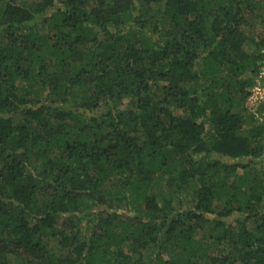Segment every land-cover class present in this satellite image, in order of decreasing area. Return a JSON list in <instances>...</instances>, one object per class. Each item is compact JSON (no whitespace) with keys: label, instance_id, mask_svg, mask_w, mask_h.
Returning a JSON list of instances; mask_svg holds the SVG:
<instances>
[{"label":"trees","instance_id":"16d2710c","mask_svg":"<svg viewBox=\"0 0 264 264\" xmlns=\"http://www.w3.org/2000/svg\"><path fill=\"white\" fill-rule=\"evenodd\" d=\"M256 25L264 0H0V264H264Z\"/></svg>","mask_w":264,"mask_h":264},{"label":"rangeland","instance_id":"374dc122","mask_svg":"<svg viewBox=\"0 0 264 264\" xmlns=\"http://www.w3.org/2000/svg\"><path fill=\"white\" fill-rule=\"evenodd\" d=\"M253 32H255V35H257L259 33L264 35V29H263V27L261 25H256L255 28L250 31V34H252ZM260 104H264V100H259V101L252 102L250 100V98L248 97L246 102H245L246 107L249 110L251 109L250 111H252V112H254L256 110V107H258ZM262 120L263 119H261L260 121H262ZM8 260L10 261L11 264H24L22 262V260L18 259L17 257H9Z\"/></svg>","mask_w":264,"mask_h":264},{"label":"built area","instance_id":"2783aa9c","mask_svg":"<svg viewBox=\"0 0 264 264\" xmlns=\"http://www.w3.org/2000/svg\"><path fill=\"white\" fill-rule=\"evenodd\" d=\"M249 98L252 102L264 100V63L260 68L258 82L252 87Z\"/></svg>","mask_w":264,"mask_h":264}]
</instances>
